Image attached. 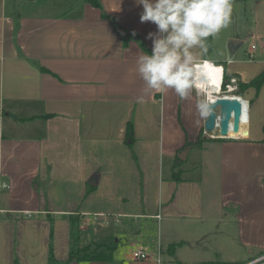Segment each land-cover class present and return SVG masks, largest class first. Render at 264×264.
Returning <instances> with one entry per match:
<instances>
[{"label": "crops", "instance_id": "crops-1", "mask_svg": "<svg viewBox=\"0 0 264 264\" xmlns=\"http://www.w3.org/2000/svg\"><path fill=\"white\" fill-rule=\"evenodd\" d=\"M99 1L102 10L83 0L9 10L0 0V264H156L158 250L177 264L173 246L164 254L159 239L150 243L141 231L127 244L131 227L199 218L200 237L213 239L220 254L225 239L263 251L264 83L240 84L264 69V53L246 59L230 46L192 49L198 63L236 78L231 94L248 105L240 136L211 142L220 145L218 181L204 187L189 176L200 163L194 155L182 173L173 165L187 144L189 160L204 136L205 92L199 85L181 99L172 89L146 90L136 37L151 52L147 34L156 25L140 21L135 0ZM225 38L240 39L232 30ZM176 230L168 227L164 240ZM91 240L113 241L111 259L69 258ZM136 248L149 259H132Z\"/></svg>", "mask_w": 264, "mask_h": 264}, {"label": "rangeland", "instance_id": "rangeland-1", "mask_svg": "<svg viewBox=\"0 0 264 264\" xmlns=\"http://www.w3.org/2000/svg\"><path fill=\"white\" fill-rule=\"evenodd\" d=\"M31 1L32 0H5L6 7L9 10H14V8L17 10H23L24 7L26 8L27 6L31 5H36L37 8H40L42 3L46 0ZM71 2L72 1H70L69 4H71ZM231 3L232 11L230 22L226 27L221 28L219 32L212 35L211 39L213 42L210 45L209 51H211L212 45L215 52L222 48L229 49V46L231 48V45L233 44L232 42H234V44L236 43L235 45H238V47L235 49L231 48V51L229 52L233 53L237 51L236 54H238L239 57L246 59L258 57V53H264V0H231ZM57 10L62 11L63 9L58 8ZM230 30L237 34L243 41L240 39L225 40L226 33ZM251 45H254V48L249 51ZM221 93V95H225L224 91ZM232 93L235 94L237 92L234 91ZM205 100L206 99L204 95L203 101ZM203 134L204 136L201 137L198 146H195L191 149L189 153V160H185V152L182 153L185 155V158L184 160L179 158L180 163L178 164V167L180 166L181 169L178 168V170L179 173H182V168L184 169L189 167L191 164V157L194 155L193 158H196V160L200 163L195 168V171L189 173V176L201 179L202 186L211 188L216 186V181H218L217 175L219 171L220 145L211 143L214 140L209 138H218L217 136H219V129L215 128L213 131L208 133L204 132ZM163 171L165 174V168ZM176 173L177 175L179 174L178 171H176ZM73 206L76 209V205ZM200 219L201 218L194 219L195 223H188L185 220H176L173 223L163 221L162 227L159 228L156 221H153L155 223H149L148 227H144L138 223L131 227L132 232L130 233V239L128 240L129 242L126 243L129 244L130 241L132 242L135 240H140L139 233L141 231V233L144 234L143 236H145L144 239L146 238L145 240L150 243H156L159 239V243L162 245V252L164 254L168 251V248L173 246L174 254L171 255L170 259L173 261L179 259L180 261H178L177 264H201L202 262L206 261H220L229 262L231 264H242L256 259L257 256H259L261 253H264V250H254L253 252H249V247L245 248L244 246L237 248L236 240L225 239L224 243H226V251L224 254H220V250L217 252V250L214 249L213 239L200 237L199 224H201L202 221ZM174 225H177V230L174 233L172 240H164L166 238L165 235L168 227ZM112 228L115 229V226H112ZM137 229H139L138 233L135 232ZM110 244V241L103 242L91 240L87 241L84 245H82V247L77 249L89 248V250H92L96 247L104 248ZM123 246H125V244ZM83 252L84 251L81 250V253ZM216 253H219L220 255H217ZM256 264H264V259L256 262Z\"/></svg>", "mask_w": 264, "mask_h": 264}, {"label": "clouds", "instance_id": "clouds-1", "mask_svg": "<svg viewBox=\"0 0 264 264\" xmlns=\"http://www.w3.org/2000/svg\"><path fill=\"white\" fill-rule=\"evenodd\" d=\"M142 6L139 19L156 25L151 53L136 60V71L146 90L165 92L172 89L181 98L197 87L202 66L192 49H206V39L230 22L231 0H135ZM143 98L138 97V102ZM204 107L203 102L198 105ZM256 264V262H253Z\"/></svg>", "mask_w": 264, "mask_h": 264}, {"label": "water", "instance_id": "water-1", "mask_svg": "<svg viewBox=\"0 0 264 264\" xmlns=\"http://www.w3.org/2000/svg\"><path fill=\"white\" fill-rule=\"evenodd\" d=\"M231 48H235L234 42ZM205 110L207 118L204 122L205 132H211L215 129V120L218 119L219 136L221 138L230 137V131L238 133L240 130V121L243 115L242 103L239 99H230L225 95L209 98L205 95ZM247 135V131H246ZM186 151H182L178 154V157L184 160L185 155L182 154Z\"/></svg>", "mask_w": 264, "mask_h": 264}, {"label": "trees", "instance_id": "trees-1", "mask_svg": "<svg viewBox=\"0 0 264 264\" xmlns=\"http://www.w3.org/2000/svg\"><path fill=\"white\" fill-rule=\"evenodd\" d=\"M84 3H87L93 7L99 8L102 10V6L100 4L99 0H83ZM102 17H107L106 14L104 12L101 13ZM131 37V36H130ZM211 37L212 35H210L209 37H207L206 39V51H209L210 49V44H211ZM138 43L140 44L141 48L145 51L148 52L149 54L151 53L148 48L140 41V39L138 37H136ZM225 79V77H224ZM264 83V69L262 71H260L252 80H250L248 83L246 84H240V87L243 86H253L256 90H259V88L262 86V84ZM224 84L222 86V90H224ZM264 130V127H263ZM126 139H132V133H131V125L128 124L127 126V130H126ZM209 139H219V138H209ZM201 140V133L198 136V140H196V142L194 143L195 145H198V143ZM188 149H190V145L187 144L185 146L182 147V149L178 152V154H180L182 151H188ZM178 154L176 156L174 165H173V169L178 165L177 163L179 162V157ZM174 175L176 176L177 173L174 172ZM115 245V243L112 241L110 245L105 246L104 248H93L92 250H89V248H83V249H76L74 252H70V257L69 258H75L76 260H80V261H91V260H104L107 261L109 259H111L112 257V248ZM101 246V245H99ZM81 250L84 251L83 253H81ZM201 264H231L229 262H220V261H206V262H202Z\"/></svg>", "mask_w": 264, "mask_h": 264}, {"label": "bare ground", "instance_id": "bare-ground-1", "mask_svg": "<svg viewBox=\"0 0 264 264\" xmlns=\"http://www.w3.org/2000/svg\"><path fill=\"white\" fill-rule=\"evenodd\" d=\"M199 64L202 66V72L197 82V86L200 85V87L205 92V95L207 94L210 99L216 96H220L222 93H220L221 91L219 90V79H220V73L218 71L219 69L216 68L215 65L211 64V62H208L207 60H204ZM225 96H227L230 99H234V98L239 99L238 96L233 94L225 93ZM241 103L243 108V114L247 113L248 115L247 102L241 101ZM244 103H246V106ZM240 133H241V127L238 133H233L232 131H230V136L233 137L240 136Z\"/></svg>", "mask_w": 264, "mask_h": 264}, {"label": "built area", "instance_id": "built-area-1", "mask_svg": "<svg viewBox=\"0 0 264 264\" xmlns=\"http://www.w3.org/2000/svg\"><path fill=\"white\" fill-rule=\"evenodd\" d=\"M252 48H254V46H252ZM202 62V61H201ZM199 62V63H201ZM212 64V63H211ZM216 68H218L219 73H220V79H219V90L222 92L224 91L227 94H231L233 91L236 90V78L234 77H230L227 80L224 79L223 77V68L221 66H216ZM224 84V90H222V86ZM220 92V93H221ZM238 98L241 101H244L240 96H238ZM206 102V100H205ZM215 128L219 129L218 126V119L215 120ZM208 133V132H206ZM3 187H5V185H2ZM131 258L135 259V260H147L150 257L149 251L143 248H136L134 250L131 251ZM264 259V256L258 257L256 259H253L251 261L242 263V264H253V262H259L261 260ZM155 262L156 264H172L170 262H165L161 259V255H160V251L158 250V254L155 256Z\"/></svg>", "mask_w": 264, "mask_h": 264}]
</instances>
